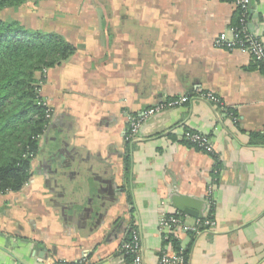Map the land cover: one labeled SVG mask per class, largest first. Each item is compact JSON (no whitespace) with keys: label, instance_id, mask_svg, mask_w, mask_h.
<instances>
[{"label":"crops","instance_id":"obj_1","mask_svg":"<svg viewBox=\"0 0 264 264\" xmlns=\"http://www.w3.org/2000/svg\"><path fill=\"white\" fill-rule=\"evenodd\" d=\"M249 2L247 30L264 46V0ZM236 12L222 0H47L15 14L73 53L44 71L51 119L30 180L0 195V264H126L131 229L142 264L173 242L186 264H264V72L214 43L230 36ZM180 96L189 101L125 141L128 116ZM186 132L206 136L213 155ZM175 215L214 227L165 240L159 222Z\"/></svg>","mask_w":264,"mask_h":264},{"label":"trees","instance_id":"obj_2","mask_svg":"<svg viewBox=\"0 0 264 264\" xmlns=\"http://www.w3.org/2000/svg\"><path fill=\"white\" fill-rule=\"evenodd\" d=\"M44 1L47 0H0V195L17 193L30 180L38 138L48 126L45 108L37 104L36 76L59 66L73 53V48L59 36L28 30L14 20L25 4ZM239 20L237 11L231 29L243 38ZM258 66L264 72L262 65ZM218 171L216 165L213 173ZM173 249L180 250L176 242ZM124 258L126 264H131L130 256Z\"/></svg>","mask_w":264,"mask_h":264},{"label":"built area","instance_id":"obj_3","mask_svg":"<svg viewBox=\"0 0 264 264\" xmlns=\"http://www.w3.org/2000/svg\"><path fill=\"white\" fill-rule=\"evenodd\" d=\"M232 4L236 11H240V32L243 33V38L239 37L237 31L231 29L230 36L226 33H220L214 43L217 48L224 49L227 51H244L248 53L252 59L262 65L264 70V46L261 41L247 30V18H248V4L249 0H222ZM201 98L213 103L218 106L223 113H227V109L222 102L212 93H200ZM189 101V97L180 96L176 98H170L161 100L157 104L153 105L142 111L138 115H130L127 117V135L125 137L126 142H131L138 134L142 125L148 122L154 116L170 109H175L185 105ZM39 106L45 108V119L49 121L51 119V110L48 103L39 99ZM185 142L192 146H195L200 151H203L209 155H213V149L209 139L196 132H186L184 134ZM184 215H175L163 217L158 226V231L164 237L169 239L172 236L184 233H198L205 229H211L214 227V222L210 218L195 219L192 225L185 222ZM119 253L125 257L130 256L132 259L131 264H142L140 256V239L136 230H130L128 240L121 246ZM69 264V263H59ZM83 264V262L73 263ZM157 264H186L185 256L182 249L177 251H162L158 259Z\"/></svg>","mask_w":264,"mask_h":264},{"label":"water","instance_id":"obj_4","mask_svg":"<svg viewBox=\"0 0 264 264\" xmlns=\"http://www.w3.org/2000/svg\"><path fill=\"white\" fill-rule=\"evenodd\" d=\"M248 7L250 8V2H249V4H248ZM73 161H74V160H73ZM46 165H47L48 168H50L51 166H55L56 168L59 169V166L55 164V161H51V160H49V159L46 160ZM58 171H59V170H58ZM55 176H56V177H62V176H63V173H61V171H59V173L55 172ZM54 184H56V181H54ZM74 206H75V205H74ZM83 212H84V211H83ZM73 213H75V211H74ZM185 213H186V211H183V214H185ZM75 215H76V214H75ZM80 216L82 217V215H80ZM96 216H97V214H96ZM87 218H88V215H84V216L82 217V219H87ZM194 219H201V218H200V217L198 218V217L195 216Z\"/></svg>","mask_w":264,"mask_h":264},{"label":"rangeland","instance_id":"obj_5","mask_svg":"<svg viewBox=\"0 0 264 264\" xmlns=\"http://www.w3.org/2000/svg\"><path fill=\"white\" fill-rule=\"evenodd\" d=\"M28 4V3H27ZM26 13H27V10H26ZM6 14H8V12H6ZM22 15V13H20V14H17V16H21ZM14 16H16V15H14ZM22 17V16H21ZM12 18V17H11ZM38 30H42V29H38ZM43 75H44V71L41 73V75L39 76H36V81H37V84L36 85H38L37 86V88H36V93H37V98H38V100L39 99H43V98H41L40 97V95H39V87H40V84H41V82H42V80L40 81L39 79H40V77L41 78H43ZM40 81V82H39ZM44 100V99H43ZM39 139V138H38ZM7 193V192H6ZM188 221H190V220H188ZM80 262H83V264H84V261L82 260V261H80ZM62 263H65V262H62Z\"/></svg>","mask_w":264,"mask_h":264},{"label":"flooded vegetation","instance_id":"obj_6","mask_svg":"<svg viewBox=\"0 0 264 264\" xmlns=\"http://www.w3.org/2000/svg\"><path fill=\"white\" fill-rule=\"evenodd\" d=\"M62 144H64V143H62ZM69 158H70V156H69ZM45 159V158H44ZM44 159H43V161H44ZM71 159H72V157H71ZM46 161V160H45Z\"/></svg>","mask_w":264,"mask_h":264}]
</instances>
